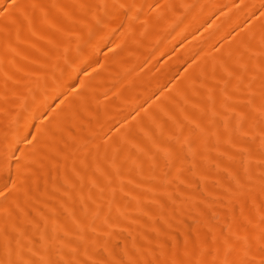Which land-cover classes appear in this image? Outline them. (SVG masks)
Wrapping results in <instances>:
<instances>
[{
  "label": "bare ground",
  "instance_id": "6f19581e",
  "mask_svg": "<svg viewBox=\"0 0 264 264\" xmlns=\"http://www.w3.org/2000/svg\"><path fill=\"white\" fill-rule=\"evenodd\" d=\"M0 264H264V0H0Z\"/></svg>",
  "mask_w": 264,
  "mask_h": 264
}]
</instances>
